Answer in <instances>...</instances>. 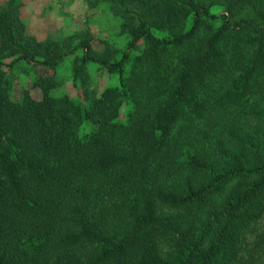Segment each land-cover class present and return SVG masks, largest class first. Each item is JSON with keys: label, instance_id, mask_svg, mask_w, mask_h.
I'll use <instances>...</instances> for the list:
<instances>
[{"label": "trees", "instance_id": "16d2710c", "mask_svg": "<svg viewBox=\"0 0 264 264\" xmlns=\"http://www.w3.org/2000/svg\"><path fill=\"white\" fill-rule=\"evenodd\" d=\"M82 1L130 52L31 40L0 6V264H264V0ZM78 51L75 79L119 86L53 96ZM23 64L40 99L13 98Z\"/></svg>", "mask_w": 264, "mask_h": 264}, {"label": "rangeland", "instance_id": "374dc122", "mask_svg": "<svg viewBox=\"0 0 264 264\" xmlns=\"http://www.w3.org/2000/svg\"><path fill=\"white\" fill-rule=\"evenodd\" d=\"M9 2H12L11 7L24 27V35L31 40L43 41L51 36L55 42H62L75 33L87 30L91 33L96 51L110 54L115 60L130 52L127 39L120 34L118 20L121 19L105 9L89 10L82 0H0V6ZM79 57L80 51L66 57L54 78H51L55 82L53 96L79 97L80 88L85 90V94L93 96L106 88L119 86L118 74H110L97 65L88 66L85 74L75 79L73 70ZM14 75L15 99H20L25 91L40 99L42 92L35 83L42 75L51 77L44 69L27 64L17 67Z\"/></svg>", "mask_w": 264, "mask_h": 264}]
</instances>
